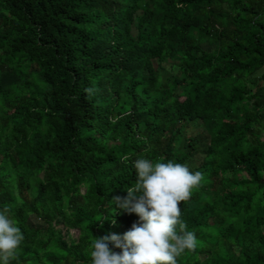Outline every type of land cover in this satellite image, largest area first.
<instances>
[{
	"label": "trees",
	"instance_id": "1",
	"mask_svg": "<svg viewBox=\"0 0 264 264\" xmlns=\"http://www.w3.org/2000/svg\"><path fill=\"white\" fill-rule=\"evenodd\" d=\"M137 158L203 174L177 264H264V0H0L11 264H91L139 221L114 202Z\"/></svg>",
	"mask_w": 264,
	"mask_h": 264
},
{
	"label": "clouds",
	"instance_id": "2",
	"mask_svg": "<svg viewBox=\"0 0 264 264\" xmlns=\"http://www.w3.org/2000/svg\"><path fill=\"white\" fill-rule=\"evenodd\" d=\"M86 91H91L86 89ZM127 162L130 157H121ZM136 180L126 189L127 196L114 202L139 221L122 237H95L89 249L91 264H177L186 250L194 251L197 239L187 231L181 219V202L191 198L192 190L201 186L203 174L192 172L186 164L168 161L153 164L148 159L133 162ZM24 240L22 230L12 218V209H0V264H11L18 257ZM119 248V253L109 247Z\"/></svg>",
	"mask_w": 264,
	"mask_h": 264
},
{
	"label": "rangeland",
	"instance_id": "3",
	"mask_svg": "<svg viewBox=\"0 0 264 264\" xmlns=\"http://www.w3.org/2000/svg\"><path fill=\"white\" fill-rule=\"evenodd\" d=\"M191 128H193V127H191ZM82 192H83V189L81 190ZM77 231H75V230H72L71 232H70V236L72 237V238H76L77 237Z\"/></svg>",
	"mask_w": 264,
	"mask_h": 264
}]
</instances>
